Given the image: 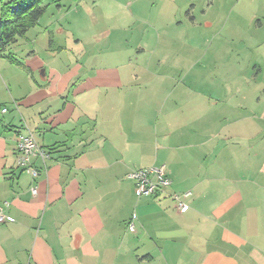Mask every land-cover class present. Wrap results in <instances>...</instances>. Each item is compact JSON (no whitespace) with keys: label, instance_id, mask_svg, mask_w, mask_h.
Listing matches in <instances>:
<instances>
[{"label":"crops","instance_id":"1","mask_svg":"<svg viewBox=\"0 0 264 264\" xmlns=\"http://www.w3.org/2000/svg\"><path fill=\"white\" fill-rule=\"evenodd\" d=\"M86 1L46 0L0 56V264H264V0L175 6L165 39L187 45L164 73L160 23ZM162 165L171 186L136 197L128 174Z\"/></svg>","mask_w":264,"mask_h":264},{"label":"built area","instance_id":"2","mask_svg":"<svg viewBox=\"0 0 264 264\" xmlns=\"http://www.w3.org/2000/svg\"><path fill=\"white\" fill-rule=\"evenodd\" d=\"M3 109L2 112H5ZM38 154L41 158H46L43 151H40L37 147L36 141L32 133L30 132H18L16 141V154L15 162L18 168L31 177H36L38 171L32 167V158ZM128 177L134 182V193L136 197L142 196H154L171 186V179L167 175L165 166L148 167L142 169H136L128 174ZM31 193H36L35 187L31 188ZM189 193L183 195H174L173 199L176 201L177 209L181 212H185L188 206L183 202V198L187 197ZM7 203L0 205V225L12 222L13 219L5 212ZM135 215H132L127 224L129 232L135 231Z\"/></svg>","mask_w":264,"mask_h":264},{"label":"rangeland","instance_id":"3","mask_svg":"<svg viewBox=\"0 0 264 264\" xmlns=\"http://www.w3.org/2000/svg\"><path fill=\"white\" fill-rule=\"evenodd\" d=\"M2 1V0H1ZM99 1V0H98ZM118 1V3H121L122 5H125L127 4V12H130L132 9L131 7L133 8V13H134V17L131 18V19H137L138 20V23L135 24L136 26V29L139 28L140 25H142V23H140L139 21H144V22H152V21H156V25H159L160 23V27H161V36L164 38L162 43H161V49H165V50H168L169 55L171 56H176L175 58H173V60H169L166 62V60L164 59V61H162L161 63V73H164L163 72V69L167 66V67H173L172 69H175L174 66L177 65L178 63V58L180 57L179 55H181L182 53H184V51H186V41H185V37H181L183 38L182 39V43H173V39H169V40H166L165 37H170L172 35V29H170V26H172V24H165L163 23V21H169L170 18H171V14L172 11L171 9L175 8V6L177 5H183L187 0H116ZM202 0H194V3L193 4H197V6L199 5V3L201 2ZM217 1V0H216ZM222 4V5H225L227 6V10L229 8H232L233 7H240V8H243V7H247L250 6L249 3H250V0H218L217 2H219ZM77 2V0H76ZM93 2H97L96 0L93 1ZM93 2H85L87 5L90 6V9L92 7V4ZM117 4V2H114ZM72 4V3H71ZM77 3H75L76 5ZM231 9V10H232ZM245 10V9H243ZM98 14H102L101 13V10L97 13V16H94L93 18L94 19H99V17H102V15H98ZM92 18V16L90 17ZM141 27V26H140ZM157 28V26H156ZM184 32V31H183ZM171 34V35H170ZM228 44V42H224L223 44V47L226 46ZM237 45V42L235 43ZM213 47H211V49H214L215 48V43L212 45ZM218 46L220 47V45L218 44ZM238 47H244V48H247L248 49V45H246V43H238ZM264 49V48H263ZM256 49H250L249 47V52H252L254 54H256ZM173 53V54H170V53ZM259 52H260V49H259ZM150 57H152V55H148V59H150ZM185 57V55H184ZM112 62V61H110ZM204 64V63H202ZM152 70V69H151ZM192 71L194 72H197V73H200L202 74L203 73V67L201 65H196L194 69L191 68ZM187 71V69H186ZM186 71L182 74L184 75L181 76L180 78H185L186 80V74L189 73V71L186 73ZM215 78H218L219 75L215 73V71H212ZM174 74V73H173ZM165 76V75H163ZM211 78H213V76H211ZM5 85L7 87H9L7 81H5Z\"/></svg>","mask_w":264,"mask_h":264},{"label":"trees","instance_id":"4","mask_svg":"<svg viewBox=\"0 0 264 264\" xmlns=\"http://www.w3.org/2000/svg\"><path fill=\"white\" fill-rule=\"evenodd\" d=\"M46 0H0V56L17 62L9 49L33 28L45 13ZM2 2V3H1Z\"/></svg>","mask_w":264,"mask_h":264}]
</instances>
